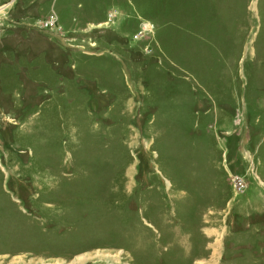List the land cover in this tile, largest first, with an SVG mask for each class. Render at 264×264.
<instances>
[{
	"label": "rangeland",
	"instance_id": "obj_1",
	"mask_svg": "<svg viewBox=\"0 0 264 264\" xmlns=\"http://www.w3.org/2000/svg\"><path fill=\"white\" fill-rule=\"evenodd\" d=\"M0 264H264V0H0Z\"/></svg>",
	"mask_w": 264,
	"mask_h": 264
},
{
	"label": "bare ground",
	"instance_id": "obj_2",
	"mask_svg": "<svg viewBox=\"0 0 264 264\" xmlns=\"http://www.w3.org/2000/svg\"><path fill=\"white\" fill-rule=\"evenodd\" d=\"M147 28H148V24H145L144 29H147ZM216 250H217V247H214L212 255H214L216 253ZM78 259H80V258H78Z\"/></svg>",
	"mask_w": 264,
	"mask_h": 264
}]
</instances>
